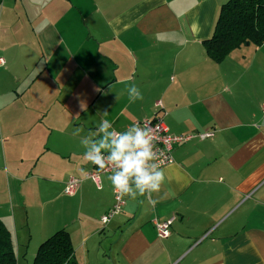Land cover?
Segmentation results:
<instances>
[{
  "label": "crops",
  "instance_id": "1",
  "mask_svg": "<svg viewBox=\"0 0 264 264\" xmlns=\"http://www.w3.org/2000/svg\"><path fill=\"white\" fill-rule=\"evenodd\" d=\"M225 1L2 0L1 193L23 197L30 182L33 200L79 180L38 241L66 229L77 264H264V41L221 62L205 54ZM133 83L143 100L129 103ZM157 111L170 133L213 134L175 145L159 191L126 195L102 224L113 173L99 188L87 177L96 165L81 138L98 139L103 119L125 131ZM172 216L157 237L153 220ZM17 233L19 256L30 239Z\"/></svg>",
  "mask_w": 264,
  "mask_h": 264
},
{
  "label": "clouds",
  "instance_id": "2",
  "mask_svg": "<svg viewBox=\"0 0 264 264\" xmlns=\"http://www.w3.org/2000/svg\"><path fill=\"white\" fill-rule=\"evenodd\" d=\"M127 94L129 103L143 100V94L134 83L127 87ZM103 114L107 116V110ZM113 123L107 119L100 121L94 133L98 139L87 136L81 138L85 159L101 170L106 166L105 161L114 166L116 170L108 179L121 197L127 195L135 199L145 193L150 195L152 192H158L165 175L159 163H150L158 160V153L154 151L153 136H149L151 129L134 124L125 131L118 132L113 128ZM81 131V127H76L73 135H79ZM105 150L108 151L106 157L103 154ZM81 172L86 175L83 170Z\"/></svg>",
  "mask_w": 264,
  "mask_h": 264
},
{
  "label": "trees",
  "instance_id": "3",
  "mask_svg": "<svg viewBox=\"0 0 264 264\" xmlns=\"http://www.w3.org/2000/svg\"><path fill=\"white\" fill-rule=\"evenodd\" d=\"M263 41L264 0H226L219 7L211 35L202 44L210 59L221 62L232 50L259 46ZM16 256L11 233L0 218V264H16ZM31 264H77L68 231L58 229L42 240Z\"/></svg>",
  "mask_w": 264,
  "mask_h": 264
},
{
  "label": "rangeland",
  "instance_id": "4",
  "mask_svg": "<svg viewBox=\"0 0 264 264\" xmlns=\"http://www.w3.org/2000/svg\"><path fill=\"white\" fill-rule=\"evenodd\" d=\"M2 79V76H0V85ZM0 118L5 120L2 115H0ZM8 121L11 123L12 119L9 118ZM114 129L118 132H123V130L119 127H115ZM22 134L23 136H26L24 132ZM19 135L21 134H17V136ZM38 135L45 137L43 133H38ZM53 136L56 137V135ZM54 158L61 159L58 157ZM60 166L61 165H59L58 168ZM29 183L30 182L20 185V191H22L24 195L23 197L19 198L8 200L6 193H1L0 189V207H3L2 209L0 208V215L4 216V222L10 230L11 235L13 236V240L16 234V230L19 236H26V238L28 237L30 239L28 241V245L26 246L25 244L24 255L21 252L19 256H17V264L32 263L37 246L41 242L38 241V231L40 228L39 225H42L52 217L59 215L69 204V201L67 200L69 196H67V194L64 192L63 187H59V184L54 182H51V190L49 192L40 195V197L37 199L33 198V200L35 199L33 201L31 199V194L28 192L30 185ZM6 200H8L7 204ZM8 215L9 218L12 217L14 219H8ZM14 246L17 251L18 249L20 250V247L18 246L17 242L15 243V241ZM21 250H23V248H21Z\"/></svg>",
  "mask_w": 264,
  "mask_h": 264
},
{
  "label": "built area",
  "instance_id": "5",
  "mask_svg": "<svg viewBox=\"0 0 264 264\" xmlns=\"http://www.w3.org/2000/svg\"><path fill=\"white\" fill-rule=\"evenodd\" d=\"M3 64V59L0 58V65ZM159 103V102H157ZM262 110L264 112V103L262 105ZM134 124H139L142 128H149L151 132H149V136H153V144H154V151L158 153V160L152 161L150 163H159L160 168L171 164L173 159L172 151L174 146L180 144L182 142H186L196 136L199 138H205L212 136V132H204V133H184V134H173L168 132L166 126L163 123V112L157 111L154 117L152 118H143L141 120H137ZM105 157L108 153L103 152ZM105 168L99 169L97 166L91 172L87 174V177L90 178L95 185L99 188V176L102 173H113L114 166L105 161ZM79 184V180L76 178H70L64 188V192L66 194H73ZM113 192V203L108 210L103 213L100 217V221L102 224H106L113 218L116 214H118L124 207L126 202V195L121 197L120 194L114 190ZM175 217L172 216L165 221H158L156 219L153 220V224L156 230L157 237L165 238L170 233V226L171 223L174 221Z\"/></svg>",
  "mask_w": 264,
  "mask_h": 264
}]
</instances>
